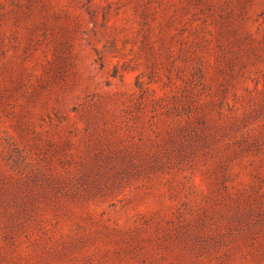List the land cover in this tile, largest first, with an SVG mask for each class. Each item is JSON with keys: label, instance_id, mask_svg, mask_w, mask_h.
Instances as JSON below:
<instances>
[{"label": "rangeland", "instance_id": "1", "mask_svg": "<svg viewBox=\"0 0 264 264\" xmlns=\"http://www.w3.org/2000/svg\"><path fill=\"white\" fill-rule=\"evenodd\" d=\"M0 264H264V0H0Z\"/></svg>", "mask_w": 264, "mask_h": 264}]
</instances>
